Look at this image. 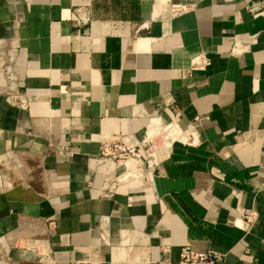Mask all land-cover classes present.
<instances>
[{
  "label": "crops",
  "instance_id": "obj_1",
  "mask_svg": "<svg viewBox=\"0 0 264 264\" xmlns=\"http://www.w3.org/2000/svg\"><path fill=\"white\" fill-rule=\"evenodd\" d=\"M171 120L192 144L104 191L121 169L101 140ZM186 246L264 264V0H0V264H181Z\"/></svg>",
  "mask_w": 264,
  "mask_h": 264
},
{
  "label": "built area",
  "instance_id": "obj_2",
  "mask_svg": "<svg viewBox=\"0 0 264 264\" xmlns=\"http://www.w3.org/2000/svg\"><path fill=\"white\" fill-rule=\"evenodd\" d=\"M175 13H182L184 8L175 6ZM3 64V63H2ZM198 122V120L196 121ZM191 136H183V128L177 120L169 122H152L146 131L145 137L135 144L121 136L103 138L99 145L97 157L104 162H114L121 169L120 172L106 183L104 191L110 192L118 186L137 182L146 185L151 182L156 168L161 165L171 154L175 143L191 145ZM257 213L255 210H246L242 216V222L249 229L255 224ZM40 230V231H39ZM36 229L30 235H42L39 243H29L34 249L43 248L44 238L54 232L55 226L48 222L43 229ZM37 246V247H35ZM32 249V248H31ZM48 249H43L38 255L48 258ZM218 254L208 251L198 253L186 246L180 249L179 259L181 264H220Z\"/></svg>",
  "mask_w": 264,
  "mask_h": 264
}]
</instances>
